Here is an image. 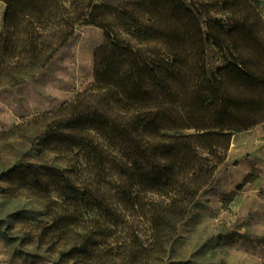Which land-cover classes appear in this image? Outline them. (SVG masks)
<instances>
[{
	"label": "trees",
	"instance_id": "1",
	"mask_svg": "<svg viewBox=\"0 0 264 264\" xmlns=\"http://www.w3.org/2000/svg\"><path fill=\"white\" fill-rule=\"evenodd\" d=\"M0 3V89L47 66L78 27H93L105 39L93 81L131 104L173 106L193 131L161 132L148 117L120 128L89 116L53 125L0 173V197L36 208L0 221L17 229L16 239L0 237L18 243L21 264H159L234 134L264 123V72L236 55L234 29L212 16L234 0ZM212 49L222 61L215 70Z\"/></svg>",
	"mask_w": 264,
	"mask_h": 264
},
{
	"label": "rangeland",
	"instance_id": "2",
	"mask_svg": "<svg viewBox=\"0 0 264 264\" xmlns=\"http://www.w3.org/2000/svg\"><path fill=\"white\" fill-rule=\"evenodd\" d=\"M4 12L0 3V35ZM212 16L234 29L236 55L263 73L264 0H234L231 11ZM104 42L101 30L78 27L47 66L33 70L22 84L0 89V173L29 153L53 125L86 116L115 128L148 117L161 132L193 134L177 108L131 104L113 87L93 81V57ZM159 44L156 39L153 46ZM210 57L214 70L222 67L215 49ZM35 209L23 199L0 197V221ZM2 232L13 238L17 229L5 230L0 223ZM16 245L0 237V264H21ZM159 264H264V123L234 134L225 165L199 207L179 225Z\"/></svg>",
	"mask_w": 264,
	"mask_h": 264
}]
</instances>
